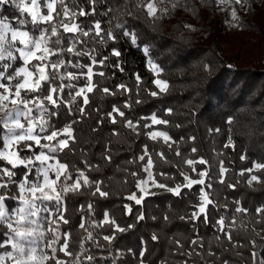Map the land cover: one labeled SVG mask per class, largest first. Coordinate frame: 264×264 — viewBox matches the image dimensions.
Returning a JSON list of instances; mask_svg holds the SVG:
<instances>
[{
	"label": "trees",
	"instance_id": "16d2710c",
	"mask_svg": "<svg viewBox=\"0 0 264 264\" xmlns=\"http://www.w3.org/2000/svg\"><path fill=\"white\" fill-rule=\"evenodd\" d=\"M182 3L186 7H177L155 23L146 20L141 13H135L134 16L127 14L126 6L127 10L135 11L134 0H97L95 15L77 17V23L85 30L99 21L105 32L111 28L117 37L106 44L97 43L98 37H80L87 43L77 44L79 50L94 49L91 55L97 61L108 57L103 66L97 63L93 68L94 72H104V76L96 75L93 80L100 87H108L116 94L107 95L97 88L87 93L89 104L85 112L88 115L81 117L75 111L76 105H72L74 111L69 114L67 106L62 105L58 110L53 109L59 115L50 117L51 124L56 128H62L73 119L78 121L73 124L76 143L70 145L75 152L66 149L58 154L59 158L70 165L74 174L73 165L84 170L90 180L103 181L101 188L109 193L107 197H101L98 193L93 196L94 187H83L79 193H69L65 197L67 211L64 215L70 223L64 225L61 221L60 230L72 233L70 249L73 252L78 253L80 242H84L87 251L80 257V264H141L142 261L143 264H182L188 258L179 254L174 240H180L187 248L189 241L196 238L197 232L203 238L205 249L212 242L211 250L216 256L205 255L202 260L193 255L190 264H205V261L207 264H221L225 259L230 264H252L251 251L264 257V241L252 231L255 228L256 232L264 236L261 231L264 223H256L261 217L255 214L257 207L264 206V183H254L249 187L247 173L244 176L239 174L253 167L254 163H264V0H245L243 7L236 6L240 27L231 26L230 12L221 11L226 5L217 7L215 0H182ZM76 5L85 11L91 10L88 0H76ZM69 6H75L71 0ZM109 8L112 11H108ZM0 16L8 17L14 27L18 26V19L23 18L12 5L0 8ZM117 23H125L130 31L136 32L139 47L123 36L122 30L115 28ZM27 30L39 34L31 24H28ZM62 36L67 46L73 34L62 33ZM144 46H148L150 58L163 69L161 78L169 84L168 91L156 97L145 91L159 90L152 83L154 76L148 68L149 57L143 52ZM113 48L121 52L118 58L111 55ZM63 59L73 64L91 65L89 56L65 52ZM20 66L22 62L18 61L13 68ZM61 71L80 73L86 72V68L67 67ZM137 73L143 80L138 95L135 81ZM63 83H73L78 88L85 84V80L81 77L77 81L65 80ZM121 83L132 91H118L116 86ZM75 90L66 88V97L69 91L74 94ZM80 99L77 97L78 102ZM137 99L140 103L136 102ZM125 103L131 107L125 108ZM114 105L125 113L124 118L117 116V124L110 123L107 116ZM167 109H172L171 115L166 114ZM153 113L170 123L167 126L145 128L144 125L151 121L141 117H150ZM229 118L233 121L231 124L227 122ZM100 119H103L102 124L97 123ZM123 119L139 121V135L124 127L121 123ZM113 130L119 131L120 135H111ZM151 131H166L176 143L170 148L162 140L153 141L147 135ZM3 135V129L0 128V138ZM229 137L234 148L225 147ZM106 144L112 149L111 162L103 159ZM145 146L155 163L152 171L157 174V180L169 187L185 183L181 172L198 179L197 172L207 170L206 185L210 184L211 187L205 190L216 203V206H207V222H204L203 215L197 221L180 219L181 216L189 217L197 210L194 206L200 202V189L204 187L201 185L183 188L179 196L164 189L153 192L144 196L141 204L126 199L133 192L142 195L136 188V179L146 177L142 171L144 162L138 159L144 154ZM193 147L197 149L195 153L191 151ZM177 150L180 156L175 154ZM159 152H163L171 163L162 161L156 155ZM241 156L246 159L242 160ZM188 158H204L208 164H196L197 172H193L184 163ZM84 160L88 161L90 168H85ZM221 164L228 169L223 176L220 173ZM96 165H99V170ZM16 171L19 179L24 169L21 167ZM132 172H137L138 177H133ZM254 174L264 177V173ZM221 179L224 183H220ZM229 184L235 187L230 188ZM234 201L248 208L249 214H235L237 205ZM89 204L92 205L91 209ZM6 205L10 208L18 206L16 201L11 200ZM125 205L131 207L130 213ZM49 207L53 205L49 204ZM105 213L126 231L114 232L110 225H101ZM141 214L143 220L138 219ZM41 215L48 214L42 212ZM234 215L237 217V227L233 235L246 247L225 251L230 246L224 238L221 236L223 247L214 240L219 235L215 222L220 216H225L226 223H230ZM165 216L168 220L164 219ZM81 222L87 231L79 227ZM44 223L46 229L47 221ZM240 224H244L245 228H240ZM0 230L2 234L4 229L0 227ZM88 232H92V240L84 239ZM113 234L115 239L111 243L103 239V236ZM153 234L157 235L158 240H152ZM48 235L51 236L50 233ZM250 239L257 240L255 249L248 243ZM142 251L144 254L141 257ZM237 251L241 255H236ZM87 255H92L94 260L88 262L85 259ZM58 256L74 259L64 257L63 253H58Z\"/></svg>",
	"mask_w": 264,
	"mask_h": 264
},
{
	"label": "snow or ice",
	"instance_id": "6c2138e0",
	"mask_svg": "<svg viewBox=\"0 0 264 264\" xmlns=\"http://www.w3.org/2000/svg\"><path fill=\"white\" fill-rule=\"evenodd\" d=\"M74 7L69 6V0H0V8L6 5H12L19 11L23 18L18 19V26L14 27L8 17L0 16V128L3 129L2 143H0V227L4 232L0 234V264H80V257L85 255L87 249L84 247V242L79 245V252H73L70 249L72 241V233L70 231H61L60 222L68 225L70 221L65 217L67 211L65 205V197L69 193L77 194L83 187H94L92 195L97 193L101 197H107L109 193L102 190L101 184L103 181L90 180L84 170L75 168V174L70 170V165L59 158V153L66 149L69 152H75V149L70 145L76 143L73 124L78 121L73 119L71 123L64 125L62 128H56L50 122V117L58 116V111L62 105L67 106L69 114L74 110L72 105H76L75 111H78L81 117L88 115L85 112L86 106L89 104V96L87 93L94 92L97 88L107 95H115L116 92L108 87H100L94 82L93 77L98 75L103 77L104 72H94L93 68L97 63L101 66L104 60L97 61L91 51H83L77 48V44H85L87 41L80 37H98L97 43L106 44L108 40L115 41L117 37L110 28L106 32L101 27L99 21H95L88 30H85L80 23H77V17L95 15L97 0H88L91 5L90 11H85L83 7L76 5V0H71ZM217 7L226 5L221 8V11L230 12L231 26L240 27V17L237 12V7H243L245 0H215ZM135 11L127 10V14L134 16L135 13H141L143 17L155 23L163 17L169 15L177 7H186L182 0H134L133 5ZM195 11V9H192ZM108 11H112L111 8ZM107 12H105V15ZM28 24L34 26L39 34L36 35L32 31L27 30ZM48 25V27H40ZM190 27V26H185ZM115 28L122 30V35L128 37L130 42L139 47L138 37L135 31H130L125 23H117ZM62 33H71L73 38L71 42L65 46V41ZM55 38V39H53ZM70 53L75 56H89L91 65H82L79 63L66 62L63 59L64 53ZM143 52L148 58L147 65L153 73L154 79L152 83L159 91H147L148 95L156 97L160 93H166L169 89V84L162 79L163 69L156 64L151 58L148 46L143 47ZM111 55L119 57L121 52L119 49L113 48ZM55 57V59H53ZM22 62V66L13 68L17 62ZM118 66V65H117ZM67 67L86 68V72H62L61 69ZM9 69H13L9 72ZM123 71V69H121ZM81 77L84 78L85 84L77 88L73 83L65 84L63 81H77ZM56 81H60L59 84ZM137 85V95L139 94V85L143 83L141 76L135 74ZM76 89L74 94L69 91L67 98L65 89ZM117 90H122L124 93H130L132 89L126 84L116 86ZM80 97V101H77ZM140 103L139 99L136 101ZM51 106V107H50ZM125 108H130L129 103L124 104ZM99 111V109H96ZM116 115H113V114ZM166 114L171 115L172 109H167ZM109 122L117 124V116L125 117L124 111L117 106H113L112 110L107 113ZM143 120H150V124H145V128H151L153 125H165L170 122L166 119L158 117L153 113L150 117H141ZM231 124V118L227 121ZM98 124L103 123V119L97 121ZM124 127L130 129L139 135V121L134 122L131 119H123L121 121ZM179 125H177L178 127ZM97 129H93L96 131ZM219 131V129H216ZM113 136H119V131L113 130ZM147 135L153 141L162 140L164 144L170 148L176 141L166 131H151ZM195 139L194 137L192 138ZM44 141V143H42ZM233 147L234 143L229 137L225 147ZM39 149V151H37ZM46 150V151H45ZM83 151V150H81ZM193 153L197 151L195 147L191 149ZM111 146L106 144L103 159L111 162L112 155ZM27 153H30L28 155ZM180 156L177 150L175 153ZM165 163H171L163 152L156 154ZM147 157V159H146ZM139 161L144 162L142 171L146 173V177L136 179V188L142 195L138 196L133 192L126 197L128 200H134L136 204H141L144 196L151 194L149 186L164 189L174 195L179 196L183 188H191L193 185H201L199 204L194 207L189 217L181 216L180 219H190L197 221L201 215L204 216V222H207V206H216L215 201L210 198L209 193L205 188H210L211 185H206L208 177L207 170L197 172L196 164L207 165L208 161L204 158L195 160L192 158L185 159L186 163L193 172H197L198 179H193L188 174L181 172L185 183L176 184L175 187L160 182L156 178V173L152 171L155 163L149 154L147 146L144 148V154L138 157ZM241 159H246L241 156ZM133 161H130V163ZM85 168H90L87 160L83 161ZM24 169L23 175L17 179V169ZM99 170V165L95 166ZM228 169L221 164L220 173L223 176ZM264 173V163H254L253 167L242 170L239 174L248 175L247 184L251 187L254 183H264V177L254 173ZM133 177H138L137 172H132ZM159 175H164L160 173ZM71 181V183H69ZM220 183H224L221 179ZM228 187L234 188L235 185L229 184ZM16 201L18 206L10 208L6 205L7 201ZM237 205L234 209L235 214L247 216L249 209L239 206V201H234ZM49 204L53 207H49ZM91 209L92 205H88ZM128 212H131V207L125 205ZM47 213V216H42L41 213ZM255 214L261 218L256 223H264V206L257 207ZM138 219L143 220L141 214ZM168 220V217H164ZM45 221L48 227L45 229ZM216 229L219 235L214 237L217 244L223 247L221 236L230 246L225 248V251L244 248L246 245L239 242L233 235L237 227V217L234 215L230 223H226V217L220 216L216 220ZM110 225L114 232H124L126 229L117 224L116 220L110 218L107 213L104 214V219L101 225ZM55 225V227H53ZM81 229H85L83 222L79 224ZM131 227V225L129 226ZM240 228H245L244 224L239 225ZM87 231V229H85ZM255 235L264 241V236L261 232H256L252 229ZM264 232V228L261 229ZM51 234L49 237L48 234ZM85 240H92V232H88ZM105 241L111 243L115 239V235L103 236ZM152 240H158L157 235L153 234ZM176 249L180 255L187 257L182 261V264H190L193 255L200 257L202 260L205 255L215 257L216 253L211 250V241L208 249H205L203 238L197 232L196 238L189 241V245L185 248L180 240H174ZM251 247H257V240L250 239L248 241ZM97 246L99 244L97 243ZM203 250V251H201ZM146 251V249H145ZM58 253H63L64 257L73 258L72 260L62 259ZM144 252L140 253L141 257ZM236 255H241L238 251ZM250 258L252 264H264V257L259 256L256 251H251ZM85 259L92 262L94 257L87 255ZM143 264V261L141 262ZM163 264V262H162ZM205 264L207 262L205 261ZM221 264H230L225 259Z\"/></svg>",
	"mask_w": 264,
	"mask_h": 264
},
{
	"label": "rangeland",
	"instance_id": "374dc122",
	"mask_svg": "<svg viewBox=\"0 0 264 264\" xmlns=\"http://www.w3.org/2000/svg\"><path fill=\"white\" fill-rule=\"evenodd\" d=\"M161 190H163V189L155 188V187H151V186H149V191H150V193H153V192H159V191H161ZM0 234H1V230H0ZM0 251H3V250H0Z\"/></svg>",
	"mask_w": 264,
	"mask_h": 264
}]
</instances>
